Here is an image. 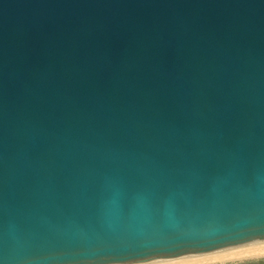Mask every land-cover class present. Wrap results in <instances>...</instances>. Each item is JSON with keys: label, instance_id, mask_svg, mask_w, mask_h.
<instances>
[{"label": "water", "instance_id": "1", "mask_svg": "<svg viewBox=\"0 0 264 264\" xmlns=\"http://www.w3.org/2000/svg\"><path fill=\"white\" fill-rule=\"evenodd\" d=\"M263 252L264 0H0V264Z\"/></svg>", "mask_w": 264, "mask_h": 264}, {"label": "bare ground", "instance_id": "2", "mask_svg": "<svg viewBox=\"0 0 264 264\" xmlns=\"http://www.w3.org/2000/svg\"><path fill=\"white\" fill-rule=\"evenodd\" d=\"M252 258H264V252L263 253H257V254H251V255H245V256H239V257H232V258H226V259H220V260H214V261H208V262H202V263H196V264H222L227 262H236L240 260H247Z\"/></svg>", "mask_w": 264, "mask_h": 264}, {"label": "rangeland", "instance_id": "3", "mask_svg": "<svg viewBox=\"0 0 264 264\" xmlns=\"http://www.w3.org/2000/svg\"><path fill=\"white\" fill-rule=\"evenodd\" d=\"M222 264H264V258H252V259H245V260H240L236 262H227V263H222Z\"/></svg>", "mask_w": 264, "mask_h": 264}, {"label": "snow or ice", "instance_id": "4", "mask_svg": "<svg viewBox=\"0 0 264 264\" xmlns=\"http://www.w3.org/2000/svg\"><path fill=\"white\" fill-rule=\"evenodd\" d=\"M196 252H197V251H188V252H185V253H183V254H179V255H176V256L168 257V258H176V257L182 256V255L196 254ZM152 259H157V258H146V259H143V260H140V261L152 260Z\"/></svg>", "mask_w": 264, "mask_h": 264}]
</instances>
